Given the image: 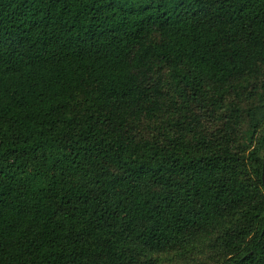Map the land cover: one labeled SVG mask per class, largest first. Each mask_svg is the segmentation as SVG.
I'll use <instances>...</instances> for the list:
<instances>
[{"label": "trees", "instance_id": "16d2710c", "mask_svg": "<svg viewBox=\"0 0 264 264\" xmlns=\"http://www.w3.org/2000/svg\"><path fill=\"white\" fill-rule=\"evenodd\" d=\"M0 264H264V0H0Z\"/></svg>", "mask_w": 264, "mask_h": 264}]
</instances>
